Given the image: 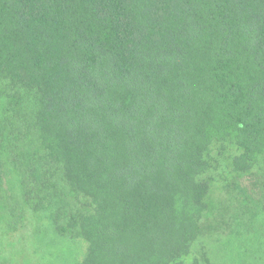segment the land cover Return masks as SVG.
Masks as SVG:
<instances>
[{"label":"trees","instance_id":"16d2710c","mask_svg":"<svg viewBox=\"0 0 264 264\" xmlns=\"http://www.w3.org/2000/svg\"><path fill=\"white\" fill-rule=\"evenodd\" d=\"M4 78L37 92L33 126L57 163L42 176L8 139L2 175L19 177L36 215L57 205L59 174L92 199L67 225L88 244L83 264L186 255L211 144L240 151L236 173L264 158V0H0ZM252 207L243 223L258 246L264 207Z\"/></svg>","mask_w":264,"mask_h":264},{"label":"rangeland","instance_id":"374dc122","mask_svg":"<svg viewBox=\"0 0 264 264\" xmlns=\"http://www.w3.org/2000/svg\"><path fill=\"white\" fill-rule=\"evenodd\" d=\"M38 106L35 90L9 78L0 79V149L10 151L11 139L18 152L23 150L25 158L32 163L39 161L38 168L44 176L43 170H52L57 161L34 129ZM8 119L13 121L12 127ZM239 154L228 143L211 144L206 153L209 168L201 178L210 187L207 212L198 222L197 236L188 253L170 264H264V243L256 246L258 241L248 236L243 223L244 210H252L258 200L259 208L264 207L260 202H264V158H259L248 172L236 173L231 162ZM2 171L0 168V264H83L88 244L67 225L71 216H76L78 222L93 207L92 199L71 189L70 183L67 187L64 174H59L57 179L63 190L49 188L52 204L57 205L52 211L46 206L49 209L36 215L32 207L22 204L19 177H4ZM54 184L51 181L49 187ZM9 201L14 211L10 217L5 215ZM255 247L263 251L261 257L256 256Z\"/></svg>","mask_w":264,"mask_h":264}]
</instances>
